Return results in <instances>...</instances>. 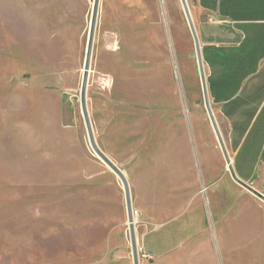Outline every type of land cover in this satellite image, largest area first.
<instances>
[{"label": "rangeland", "instance_id": "rangeland-1", "mask_svg": "<svg viewBox=\"0 0 264 264\" xmlns=\"http://www.w3.org/2000/svg\"><path fill=\"white\" fill-rule=\"evenodd\" d=\"M92 5L0 0V264H132L122 183L80 109ZM86 104L129 184L140 264L153 216L173 229L165 264H252L264 202L227 170L180 0H99Z\"/></svg>", "mask_w": 264, "mask_h": 264}, {"label": "crops", "instance_id": "crops-1", "mask_svg": "<svg viewBox=\"0 0 264 264\" xmlns=\"http://www.w3.org/2000/svg\"><path fill=\"white\" fill-rule=\"evenodd\" d=\"M192 3L209 100L223 124L231 164L242 181H253L264 194V0ZM142 194L141 207L146 211L157 205L154 193ZM256 205L264 211L263 203L256 201ZM191 218L180 222L183 230L190 229ZM257 219L255 214L253 244L245 256L250 258L247 262L264 264V223ZM151 222L148 251L154 264H165L173 229L161 225L156 216Z\"/></svg>", "mask_w": 264, "mask_h": 264}, {"label": "water", "instance_id": "water-1", "mask_svg": "<svg viewBox=\"0 0 264 264\" xmlns=\"http://www.w3.org/2000/svg\"><path fill=\"white\" fill-rule=\"evenodd\" d=\"M180 3H181L182 9L185 15V19L187 21V24H188V27L191 33L193 44H194L195 57H196L199 78H200L204 107L206 109L207 115L209 117L210 123L212 125L214 134L216 136L218 145L224 157L225 163L227 164V170L231 178L233 179V181H235L238 185H240L241 187H243L244 189H246L247 191H249L254 196H256L257 198H259L261 201L264 202V194L257 191L250 184L242 181L236 175L233 169V166L231 164V159L225 147L221 132L219 130L217 121L215 119V116H214V113H213V110L210 104L209 94H208L207 84H206V78H205L204 65H203L197 32H196V29H195V26H194V23H193V20H192L190 11H189L187 1L180 0ZM98 7H99V0H93L90 23H89V28H88V35H87L83 72H82L80 91H79L80 109H81L83 121L85 124L88 140H89V143L93 151L109 167V169H111L115 173V175L119 178V180L122 183L127 224H128V232H129V239H130L132 264H140L139 254H138V249H137V240H136L135 226H134V215H133V209H132V201H131L129 184L127 182L125 175L121 171V169L117 167V165L111 159H109L97 146L94 135H93V130H92L91 122L89 119V114H88L87 104H86V88H87V82H88L89 67H90V61H91L95 28H96V23H97Z\"/></svg>", "mask_w": 264, "mask_h": 264}, {"label": "bare ground", "instance_id": "bare-ground-1", "mask_svg": "<svg viewBox=\"0 0 264 264\" xmlns=\"http://www.w3.org/2000/svg\"><path fill=\"white\" fill-rule=\"evenodd\" d=\"M228 152V151H227ZM227 165V164H226Z\"/></svg>", "mask_w": 264, "mask_h": 264}, {"label": "built area", "instance_id": "built-area-1", "mask_svg": "<svg viewBox=\"0 0 264 264\" xmlns=\"http://www.w3.org/2000/svg\"><path fill=\"white\" fill-rule=\"evenodd\" d=\"M133 215H134V213H133Z\"/></svg>", "mask_w": 264, "mask_h": 264}]
</instances>
